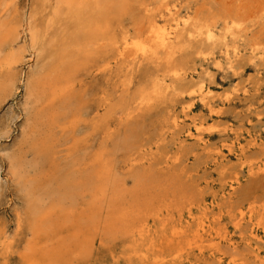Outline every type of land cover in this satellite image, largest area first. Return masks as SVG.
I'll return each instance as SVG.
<instances>
[{"label": "bare ground", "instance_id": "6f19581e", "mask_svg": "<svg viewBox=\"0 0 264 264\" xmlns=\"http://www.w3.org/2000/svg\"><path fill=\"white\" fill-rule=\"evenodd\" d=\"M16 3L0 0V95L24 89L20 140L5 157L6 177L15 182L35 237L25 264H73L116 241L129 242L134 257L152 264L183 262L192 252H207L218 264L243 262L235 253L226 259L220 245L235 243L215 224L225 214L210 217L215 203L189 185L183 170L174 171L178 157L161 154V137L183 133L206 149L210 133L228 130L232 142L213 152L214 165L225 149L245 177L264 173V161L254 167L243 159L240 135L213 120L248 89L216 95L185 62L196 55L205 65L234 72L248 33L264 28V0H36L34 12L17 25L8 15ZM24 35L31 50L19 47ZM256 45L249 48L252 64L262 58ZM26 53L36 59L27 61L32 74H16ZM80 73L105 76L109 87L90 98L83 80H76ZM172 97L191 102L177 114L175 102L163 105ZM196 102L210 123L192 115ZM161 104L167 112L161 137L153 140L138 126ZM246 139L251 147L264 146ZM238 182L237 175L227 182L229 196ZM256 209L242 210L230 222L241 242L256 245L255 263L264 264L257 247L264 245V223ZM41 235L55 240L41 245Z\"/></svg>", "mask_w": 264, "mask_h": 264}, {"label": "rangeland", "instance_id": "374dc122", "mask_svg": "<svg viewBox=\"0 0 264 264\" xmlns=\"http://www.w3.org/2000/svg\"><path fill=\"white\" fill-rule=\"evenodd\" d=\"M35 2L36 0H17L16 6H14V9L11 6L8 14L13 24H20L22 19L24 20L23 22H25L34 12L36 7ZM11 10L14 11L12 12ZM37 20L38 17L36 16V24L39 22ZM70 30L71 29H69L68 32H70ZM24 39L26 40L25 43H23ZM245 42L246 45L240 46V48H244L245 51H242L233 62L235 66L234 72L227 71L225 68L217 69L213 67L212 64L210 66L209 64L205 65V63L197 60L196 55L187 57V61L185 62L187 67H196V73L194 72V74L200 77V80L203 78L202 81L204 84H209L216 95L224 91H230L232 87L240 90H244L245 88L248 89L249 92L246 94L242 95V92L237 93L236 97L222 108V114L218 117H214L213 120L218 127L220 126V130L231 129L234 133L240 135V145L245 147L243 156L246 154L243 159H246L245 161L247 163L250 162L253 166L255 165L254 167H259L264 161V146L251 147L246 138L253 137L258 139L259 143H264V28L259 27L249 32L245 38ZM252 44H257L255 46L256 50L262 55L261 60H256L255 64L250 62L248 56L250 52L249 48ZM20 45L21 49L24 46L27 51L31 50L29 41L25 35L22 36L19 47ZM203 50L210 51V48L204 47ZM216 52L217 60L222 59L219 61L224 63V58L218 56L220 51ZM29 58L31 59V63L36 61L33 55L26 53V59L15 70L16 74L20 71H22V75L25 74L28 76L32 74V70L28 69L27 61ZM223 67L225 66L223 65ZM90 75L89 73H80L76 80H85L81 82L87 87L89 97L92 98L93 94L96 93L98 95L99 91L105 90L107 84L109 87V82L105 76L94 77L91 75V77ZM15 91L13 93L14 95L12 93H8V95L5 93L6 96L5 94L3 96L0 95V184L2 183V186L0 185V264H25L22 258L29 252L35 241V237H33V235H31L32 233L29 231V221L24 214V205L16 189L15 182L6 177L7 160L5 152L10 151L12 148L14 149L15 145L19 142V130L24 122V115L21 110L24 89L20 87L17 92ZM184 95L185 97L187 96L186 94ZM171 102L173 104L175 102L173 110L175 112L177 111V114H180L181 108L191 101L186 99L180 103V100H176L175 97H172L171 100H166V104L163 105L165 107L169 106L172 104ZM196 103L192 107V115L195 114L194 116H196L197 114L196 117L201 122L204 120L209 122V113L207 109L202 107L198 102ZM164 106L161 104L158 107L159 109L157 108L154 112L152 111L146 115L138 126V128L140 127L148 136L151 135L150 138H153V140L161 137L159 130L166 115L165 111L167 112ZM161 107L162 109H160ZM254 113L259 116L255 117ZM12 118L14 120H12ZM173 135H167L166 138H164L165 136L161 137L164 139V150H161L163 151L161 154L165 152L164 156L176 155L178 160L175 162L174 171L179 173L183 170L184 179L188 177L189 185L192 187L198 185L199 187L197 186V188H201L202 191H204L203 195L207 203H215L213 208L210 209V217L213 215L212 218H217L221 212L225 214L224 217L220 219V223H216L218 221H215V224L217 225L216 228L228 232L232 241L235 243V246L232 248H228V245L224 242L220 245L221 251L226 254V259H229L228 257H230V254L235 253L234 255L236 257L243 260V262L239 264H256L253 260L252 252L256 245L251 248L248 247L247 243L240 241L238 232L234 233L232 230L230 217L237 216L238 212L242 210L246 211L245 209H249L253 206L255 209L257 207L256 211L259 212L261 210L259 215L262 216V223H264V173H259L252 177H245L238 166L237 158L231 154H227L225 149L223 154L224 157L220 159L221 161H219L217 165H214L215 157L212 155L213 152L219 149L223 144L225 145L232 142V132H228V130L225 134L223 132L210 133L206 141V149H203L202 146H199L192 140H184L185 135H183V133H174ZM171 138L172 140H170ZM181 139L183 142H180ZM234 152H236V148ZM235 175L239 177V182L234 186L229 196V193L226 191V184L227 182H232ZM128 185L131 186L130 183ZM228 196L230 198H228ZM241 232L243 237L248 236L245 225L242 226ZM42 236L43 235L40 236V244L44 246L49 245L51 241L55 240L53 236L50 237L51 240ZM128 246L129 242L120 241L109 242L103 248L96 246L97 248L93 249L91 255L86 257L87 259H81L79 262H74L73 264H152L149 260L145 262L134 257L132 252L128 249ZM257 247L260 248L259 252L264 254V245L257 244ZM165 252L167 253V251H164L156 255L165 256ZM129 254L131 255L130 257ZM207 254L209 253L206 252L202 256L196 252H192L185 257L186 259L183 258V262L172 261L166 264H218L216 262L217 260H214Z\"/></svg>", "mask_w": 264, "mask_h": 264}]
</instances>
